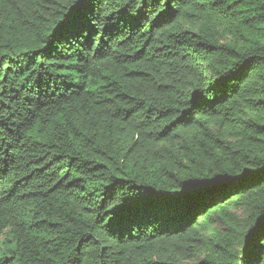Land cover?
Here are the masks:
<instances>
[{"label": "trees", "instance_id": "16d2710c", "mask_svg": "<svg viewBox=\"0 0 264 264\" xmlns=\"http://www.w3.org/2000/svg\"><path fill=\"white\" fill-rule=\"evenodd\" d=\"M264 0H0V264H264Z\"/></svg>", "mask_w": 264, "mask_h": 264}, {"label": "snow or ice", "instance_id": "6c2138e0", "mask_svg": "<svg viewBox=\"0 0 264 264\" xmlns=\"http://www.w3.org/2000/svg\"><path fill=\"white\" fill-rule=\"evenodd\" d=\"M256 230L264 231V222H261L260 224H258L257 228L254 229L253 231L255 232Z\"/></svg>", "mask_w": 264, "mask_h": 264}]
</instances>
